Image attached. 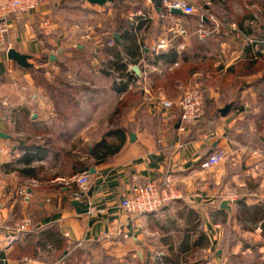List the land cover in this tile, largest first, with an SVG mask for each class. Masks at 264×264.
<instances>
[{"label": "crops", "instance_id": "0c3cea01", "mask_svg": "<svg viewBox=\"0 0 264 264\" xmlns=\"http://www.w3.org/2000/svg\"><path fill=\"white\" fill-rule=\"evenodd\" d=\"M124 1L128 0L121 4ZM108 6L43 0L32 14L11 21L7 49L0 50L1 247L17 224L27 222L30 232L5 251L0 264H263L264 108L254 101L245 110L232 106L225 117L221 110L238 97L248 98L254 89L252 83L237 87L247 76L242 66L261 61L264 6L252 5V17L242 19L251 33L241 29L240 22L225 21L226 27L204 40L190 17L168 14L136 26L127 13L125 23L143 51L140 56L124 52L128 42L122 34L129 29L112 28L115 21L108 17L115 7ZM44 21L55 28L53 33L43 30ZM205 21L214 30V24ZM155 26L158 35H153ZM180 26L185 37L177 35ZM89 27L94 28L91 39L77 40ZM213 35L215 40L207 46ZM195 37L206 44L198 59L191 56ZM168 38L167 48L158 50V43ZM110 41L114 47H109ZM9 49L30 56L35 69L20 68L8 58ZM114 50L125 70L111 64ZM171 51L177 58L168 64L165 58ZM196 65L202 70L190 72ZM40 68L49 80L64 75L77 89V105L65 118L57 117L48 99L32 102L33 95L39 96L32 88L33 73ZM111 69L126 82L118 86ZM196 76H202L208 115L199 126L182 132L179 111L174 109L170 119H164L167 115L156 96L162 91L175 100L178 84ZM261 76L257 72L249 77ZM147 80L149 93L143 91ZM21 82L27 88H14ZM27 89L31 94L23 96ZM12 96L15 101L9 100ZM216 150L226 151L228 160L202 170L201 162ZM83 175L91 184L84 200L77 201L73 193ZM133 176L163 186L169 183L182 198L163 212L132 218L120 205L131 193ZM226 200L231 201V212L221 209ZM90 206L104 213L90 216ZM257 209L263 214L254 220L248 211ZM113 229L120 236L98 241Z\"/></svg>", "mask_w": 264, "mask_h": 264}, {"label": "built area", "instance_id": "2783aa9c", "mask_svg": "<svg viewBox=\"0 0 264 264\" xmlns=\"http://www.w3.org/2000/svg\"><path fill=\"white\" fill-rule=\"evenodd\" d=\"M42 2L43 0H0V50L7 49V35L13 18L32 14L40 7ZM145 3L147 6L146 11L139 10L138 12L130 15L131 21L136 26L140 24V21L147 22L153 18L168 17L171 10L181 11L183 16H193L198 14V8L191 0H163V6L168 10L167 14L158 13L155 10L154 5L149 0H145ZM211 5V0H208L205 6L206 8H210ZM204 9V7L201 9V18L197 24V33L202 40L206 39L212 32H217L218 30L224 28L223 23L218 22V18L214 14H204ZM206 19H208V22L214 24V30L211 31L207 28ZM235 27V24H233L232 31L236 30ZM42 28L49 33H53L55 31V28H53L51 23L48 21H44L42 23ZM93 29L94 28L89 27L86 32H82L76 39L80 41L90 40L91 36L89 34ZM176 32L180 37L186 36V31L181 26ZM169 43V38L167 40H162L158 43L157 49H166ZM114 46V41H110L109 47ZM182 49L183 48L181 47V50ZM260 53L263 55L264 51H260ZM155 54L159 55V51L156 50ZM125 61H127V59H125L124 62ZM174 66L177 67L178 64H175ZM111 72L114 75V80L118 86L126 82V80H123L120 77V74L116 72L115 69H111ZM129 72L132 74L130 69ZM200 78L202 79V76H200ZM200 78H197V76L192 77L186 84H178V97L175 100L167 99L162 91L156 96L161 110H163L167 115L166 117H163L164 119L169 120L174 109L179 111V128L182 132L186 131L187 128L199 126L205 121L207 97L205 95L203 81ZM148 82L149 81L147 80L143 86V91L146 93L150 92L151 87ZM31 99L32 102L39 103L41 100V102L45 101L46 98H39L37 95H33ZM162 142V140L158 141L159 144H162ZM252 155L257 157L259 153L253 152ZM227 160L228 154L226 151L216 150L201 162V169L210 170ZM132 182L133 184L130 195L120 205L121 211L132 218L145 214L163 212V210L169 208L172 204H174V202L182 198L180 191L169 183L163 186L157 182L142 181L138 176H133ZM77 184L79 189L73 193V199L83 201L90 188V177L88 175H83L77 180ZM103 213L104 211L102 210H97L92 206L89 207L88 214L90 216H96ZM14 231V235L6 241V246L4 248L1 247L0 244V252L7 251L14 243L26 238L30 232L29 224L27 222L19 223L16 225ZM116 236H120V233L119 231L113 229L108 232H104L98 238V241L105 242Z\"/></svg>", "mask_w": 264, "mask_h": 264}, {"label": "trees", "instance_id": "16d2710c", "mask_svg": "<svg viewBox=\"0 0 264 264\" xmlns=\"http://www.w3.org/2000/svg\"><path fill=\"white\" fill-rule=\"evenodd\" d=\"M224 2H220L219 0H211V4H218V3H225L226 0H223ZM230 1V0H229ZM249 3L252 5L254 4H257V3H260L261 5L264 6V0H248ZM108 5H112L113 7H116V8H120V10L122 9H127V8H130V9H133V10H138V9H142L144 11L147 10V6H146V3H145V0H128V1H124L123 4H120L119 2H114V3H108L106 4L105 6H108ZM121 5V6H120ZM206 5V4H205ZM203 6L205 9H206V6ZM123 11V10H122ZM231 12V11H230ZM186 18L187 17H190L191 20L193 22H198L200 21V18L201 16H199V14L197 15H193V16H185ZM252 16L251 14L248 15L247 17L245 18H242L244 19V22L246 19H250ZM117 22V21H116ZM227 23H230L229 20L226 21ZM244 22H240V28L245 30L246 32V29H247V34L248 33H251V28L250 27H243V24ZM207 24V23H206ZM120 26V24H119ZM156 28V26L154 27ZM190 27H188L189 29ZM193 29V28H190V30ZM117 31L120 32V27L116 28ZM159 34V31H158V28H156L154 31H153V35H158ZM194 37V36H193ZM216 37V35H213L211 36L206 42H207V46L208 44L210 43H213V41L215 40L214 38ZM218 37V36H217ZM192 38V37H191ZM122 39L126 42H128V45L127 47L124 46L123 47V50L125 53L129 54V55H132V56H136V55H141L143 54V51H141V48L140 46L138 45V42H137V38L135 37V35L129 31L125 32V34H122ZM193 52H191V56L194 57V59H198V57L200 56L201 54V48H203L205 45L202 44V43H199L198 40H197V37L193 38ZM248 54L247 56L250 58V59H253L254 60V57L253 55H251V51L248 50L247 51ZM115 58V61L114 62H111V64L113 66L116 67V69H120V70H125L127 67L124 63H122V59L120 58V53L118 51H113L111 52ZM259 56V59L263 58V56L261 55H258ZM188 56L185 57V59L187 58ZM177 58V54L175 51H171L169 52L168 56L165 58L168 62V64H171L174 62V60ZM160 57H156L155 60H159ZM43 60H46V59H43ZM258 60V59H257ZM254 60V62H250V64H244L242 66V69L243 70V73L246 74V75H253L257 72H260V70H262L264 68V58L261 60V61H256ZM246 66V67H245ZM250 66V68L248 67ZM258 66V67H256ZM203 67H200V65H196L194 66V68H189L190 69V72L193 70V71H196V70H202ZM187 69V70H189ZM249 69V70H248ZM187 72V71H185ZM198 72V71H196ZM174 74V73H172ZM172 74H169L168 76V79L172 78ZM33 81L34 83H36V86H43L45 89H47L48 91V94H50L51 98H52V102H53V108H54V112L56 113L57 117L59 118H65L66 116H68L69 114V109L71 107H75L77 105V102L75 100V95H76V92H77V89L76 88H73V87H70L67 83H63L61 81L58 80V78H55L54 80H48V78L45 76V69L43 68H40L38 70H36L34 73H33ZM256 85L254 86V89L256 88L258 91H263L264 92V72L261 76V78H257L256 80ZM61 86V88L59 87ZM178 87V86H177ZM239 98V97H238ZM238 98L236 99V102H233L232 106H236V104L240 105L241 103V100L239 101ZM260 100V99H259ZM239 101V102H238ZM262 108H264V102H262L260 100V102H258ZM238 107V106H237ZM241 110H245V107L241 106ZM236 108V107H235ZM208 109H209V104H208V101H207V110H206V115H208ZM262 112V115L264 117V110L261 111ZM25 148H20V150H24ZM12 170V169H11ZM15 171H20L21 173H24L25 170H15ZM248 214H250V217L253 218L254 220H258L262 217V214H263V211H260V210H254V211H248ZM5 252L1 251L0 252V260H4L5 258ZM70 259L72 258H69L68 261H70ZM155 264H161L159 262L155 263ZM166 264V263H164Z\"/></svg>", "mask_w": 264, "mask_h": 264}, {"label": "rangeland", "instance_id": "374dc122", "mask_svg": "<svg viewBox=\"0 0 264 264\" xmlns=\"http://www.w3.org/2000/svg\"><path fill=\"white\" fill-rule=\"evenodd\" d=\"M191 1L198 8V14L201 15V13H202L201 9L208 2V0H191ZM219 1L220 2H224L223 0H219ZM251 7L252 6H251V4L249 3L248 0H230V1L226 0L225 3H223V4L222 3L212 4L210 9L212 10V14H214L218 18V22L223 23L224 27H226L225 21L229 20V22H237V23H239V22L242 21V18H245L248 15H250L251 12H252L251 11ZM107 8H109V6ZM235 9L237 10L236 11L237 13L234 11ZM242 9H243V12H242ZM122 10H120V8H116L115 7V10H113L112 14L110 15V17H108V18H110V20H114L115 21V24H114V26L112 28H118V27L124 28V27H127L126 23H125V19H126L125 17H127V13L133 14V13H136V12L139 11V10L138 11L137 10H132L130 8H127L126 10L125 9H122ZM203 11H205V10H203ZM125 14H126V16H125ZM119 24H120V26H119ZM127 29H129V27H127ZM127 31H129L131 33L133 32L130 29L127 30ZM144 40H146V38H144ZM263 58H261V60ZM256 67H258V66H256ZM260 72L263 74L264 68L262 70H260ZM249 76H251V75L245 76V79H239L238 80V87H237L238 89L241 88V85L243 83H249V84L252 83L253 86L256 85L255 82H256L257 78L252 79ZM246 78H249V79H246ZM58 80L63 82V83H67L68 81L73 83L71 79L70 80L67 79L66 76H64V75L59 77ZM18 86L20 87V89L26 87L25 84H22V82H21V84H16L14 86V88H17ZM59 87L61 88V86H59ZM32 88H35L37 90L36 92H38V94H39L38 97L39 98H46V99H48L47 102H49V104L53 105L52 98H51L50 94H48L47 89H45L43 86H38L37 87L36 83H34V81H33V84H32ZM7 92L8 91H3V93H6V94H7ZM28 94H29V89H27V91L24 92L23 96H28ZM9 95H11V92L9 93ZM247 97L248 98L245 97L243 99L241 97V99H240L241 100L240 106H244L245 109L248 108V106L250 107V106L254 105L253 104L254 101H256L257 103L260 102V100L262 102H264V92L263 91H258L256 88L252 89L251 93L249 95H247ZM14 99L15 98L13 96H12V98L11 97L9 98L10 101H15Z\"/></svg>", "mask_w": 264, "mask_h": 264}, {"label": "water", "instance_id": "95a60500", "mask_svg": "<svg viewBox=\"0 0 264 264\" xmlns=\"http://www.w3.org/2000/svg\"><path fill=\"white\" fill-rule=\"evenodd\" d=\"M149 1L154 5L155 10L158 13H161V14H167L168 13V10L163 6V0H149ZM87 2L90 3L91 5L103 7L108 3L119 2L121 4L122 0H87ZM170 14L183 16L182 12L178 11V10H171ZM114 37L116 38L118 43L122 45V40H121L120 34L115 33ZM7 53H8V58L11 61L16 62L20 68L29 69L32 71L35 69V65L30 62V60L32 59L30 56L25 55V54H21L14 49H9ZM134 72L139 74L138 73L139 68L135 67ZM231 110H232V104H229L221 110V115L225 117L231 112ZM1 136L2 137H9V136H5L4 134H1ZM132 138H133V136H132ZM90 195H91V192H90ZM230 202H231L230 200L224 201L221 205V209H225V210H228L229 212H231V208L229 207Z\"/></svg>", "mask_w": 264, "mask_h": 264}]
</instances>
